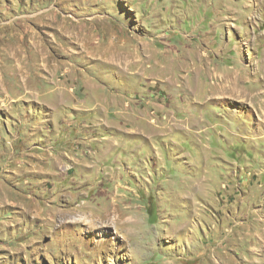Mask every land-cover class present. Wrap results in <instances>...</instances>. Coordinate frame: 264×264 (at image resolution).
Returning a JSON list of instances; mask_svg holds the SVG:
<instances>
[{
	"label": "rangeland",
	"instance_id": "rangeland-1",
	"mask_svg": "<svg viewBox=\"0 0 264 264\" xmlns=\"http://www.w3.org/2000/svg\"><path fill=\"white\" fill-rule=\"evenodd\" d=\"M0 264H264V0H0Z\"/></svg>",
	"mask_w": 264,
	"mask_h": 264
},
{
	"label": "bare ground",
	"instance_id": "bare-ground-1",
	"mask_svg": "<svg viewBox=\"0 0 264 264\" xmlns=\"http://www.w3.org/2000/svg\"><path fill=\"white\" fill-rule=\"evenodd\" d=\"M40 52V51H39ZM132 57V56H131ZM114 60V59H113ZM123 61V60H122ZM131 61V60H130ZM135 61V60H134ZM136 62V61H135ZM127 63V62H126ZM125 63V64H126ZM128 65H130V63H128ZM117 203V202H116ZM116 206L117 205H115V209H114V214L118 211V209L116 208ZM35 208V207H34ZM33 208V211H36L35 209ZM71 212H70V210H61L60 212H59V215L60 216H65V214H70Z\"/></svg>",
	"mask_w": 264,
	"mask_h": 264
}]
</instances>
